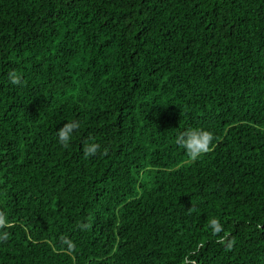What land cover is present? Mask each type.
<instances>
[{"label":"trees","instance_id":"obj_1","mask_svg":"<svg viewBox=\"0 0 264 264\" xmlns=\"http://www.w3.org/2000/svg\"><path fill=\"white\" fill-rule=\"evenodd\" d=\"M0 211V264H264V0H0Z\"/></svg>","mask_w":264,"mask_h":264},{"label":"clouds","instance_id":"obj_2","mask_svg":"<svg viewBox=\"0 0 264 264\" xmlns=\"http://www.w3.org/2000/svg\"><path fill=\"white\" fill-rule=\"evenodd\" d=\"M7 79L11 85L20 86L22 84V76L17 70H10L7 73ZM80 127L78 122L72 121L64 124L58 130V141L63 146H68L75 130ZM214 140L212 132L204 129H188L180 132L175 137V143L184 148L191 160L198 159L202 154L210 150ZM100 149V145L96 142L86 143L84 152L86 156L95 155ZM7 227H11L8 216L4 211H0V242L6 241L9 238V232L3 231ZM80 227L87 228L88 225L81 224ZM209 228L213 234H218L224 230L223 224L219 218H212L209 221ZM65 243L70 242L65 240Z\"/></svg>","mask_w":264,"mask_h":264}]
</instances>
